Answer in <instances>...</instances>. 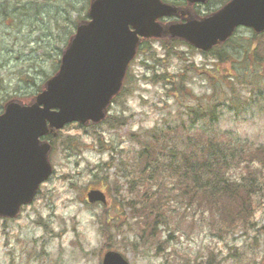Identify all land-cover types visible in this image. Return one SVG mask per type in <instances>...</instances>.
<instances>
[{
    "label": "rangeland",
    "instance_id": "obj_1",
    "mask_svg": "<svg viewBox=\"0 0 264 264\" xmlns=\"http://www.w3.org/2000/svg\"><path fill=\"white\" fill-rule=\"evenodd\" d=\"M89 1L0 0V107L9 97L35 94L53 74ZM224 1L209 0L199 11ZM172 49L151 41L128 66L127 91L108 106L122 125L69 123L57 132L49 178L15 217H0V264H100L108 250L128 264H264V165L256 159L232 171L257 187L249 228L220 226L201 205H180L177 179L160 174L162 155L202 132L264 148V32L239 28L214 53ZM216 52L229 57L218 60ZM196 103L210 110L192 122L187 106ZM152 132L159 140L155 175L141 172L148 160L139 156ZM90 189L102 190L106 203H88ZM154 191L158 210L164 196L165 217L148 206Z\"/></svg>",
    "mask_w": 264,
    "mask_h": 264
},
{
    "label": "water",
    "instance_id": "obj_2",
    "mask_svg": "<svg viewBox=\"0 0 264 264\" xmlns=\"http://www.w3.org/2000/svg\"><path fill=\"white\" fill-rule=\"evenodd\" d=\"M203 3L205 0H186ZM175 9L160 0H92L89 20L77 25L62 52L58 70L30 104L8 102L0 114V217H14L51 174L50 145L40 138L65 124L104 118L119 91L139 37L158 38L157 19ZM237 26L264 30V0H230L201 20L171 24L167 33L206 51ZM88 202H104L99 190ZM101 264H128L117 252L103 254Z\"/></svg>",
    "mask_w": 264,
    "mask_h": 264
},
{
    "label": "trees",
    "instance_id": "obj_3",
    "mask_svg": "<svg viewBox=\"0 0 264 264\" xmlns=\"http://www.w3.org/2000/svg\"><path fill=\"white\" fill-rule=\"evenodd\" d=\"M223 3L220 4V6ZM5 14V12H3ZM86 16L81 17L77 21V24L84 21ZM76 25V23H75ZM148 40L142 41V47L146 45ZM161 45L167 48L168 54L174 52L172 46L176 44H185L181 40L166 38L160 40ZM215 51L213 50L212 53ZM225 57H229L227 52H224ZM219 59H225L220 53L216 52ZM59 60L57 61V65ZM160 80H164L161 76ZM179 81L182 78L177 79ZM126 78L124 79L121 89L117 96L118 98L122 93H125ZM182 90V93L189 96V90L183 87L181 82H176ZM42 89V85L37 87V91ZM179 92V91H176ZM34 94L15 96L19 102L27 103L32 100ZM188 107V116L193 122L197 117L202 120L205 119V112L210 108L207 106L203 108L202 104H194V106ZM190 107V108H189ZM107 122L112 127H119L122 125L123 119L121 117H114L110 114L106 115L101 123ZM98 124H89V126ZM44 139H51L54 143L55 138L50 136L44 137ZM150 142L139 152L140 157H145L148 160L147 166L141 169V172L152 171V175H155L159 171V165L157 161V154L154 153V146L159 142L157 136L152 132L150 134ZM161 143V141H160ZM185 145L187 148H185ZM183 148L171 146L172 154L168 157L162 155L161 173L167 174L168 177H175L177 179V185L180 192L176 196V201L180 205H195L208 210L213 214V221L224 225V227L233 226L234 222H237L241 227H252L253 218V196L257 190L256 184L251 178H243L237 180L232 177V171L238 167H245L247 164L253 161L260 162L264 165V148H243L238 146L235 142H232L224 137L217 138L215 136L206 135L201 133L198 141L193 143H186ZM70 147L71 144H70ZM150 177V176H149ZM154 197L156 201L148 203L150 210L156 214L157 217L164 216L163 208L165 203L163 202V195H161L162 209L158 210L156 202L159 201V194L154 191ZM219 220V221H218ZM161 223H165L164 218ZM215 227V225H213ZM264 228V227H263Z\"/></svg>",
    "mask_w": 264,
    "mask_h": 264
},
{
    "label": "flooded vegetation",
    "instance_id": "obj_4",
    "mask_svg": "<svg viewBox=\"0 0 264 264\" xmlns=\"http://www.w3.org/2000/svg\"><path fill=\"white\" fill-rule=\"evenodd\" d=\"M176 3L178 7L177 8L178 18H176L177 21H186L188 19H196L202 17L199 16V13L197 11L198 10L197 7L200 6L199 4H191V3H186L184 1H176Z\"/></svg>",
    "mask_w": 264,
    "mask_h": 264
}]
</instances>
